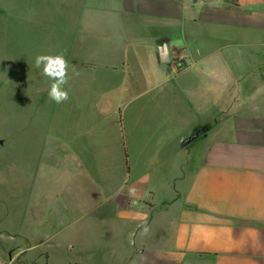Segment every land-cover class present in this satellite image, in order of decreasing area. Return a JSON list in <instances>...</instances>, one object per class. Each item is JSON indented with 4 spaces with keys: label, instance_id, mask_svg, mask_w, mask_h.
I'll use <instances>...</instances> for the list:
<instances>
[{
    "label": "crops",
    "instance_id": "0c3cea01",
    "mask_svg": "<svg viewBox=\"0 0 264 264\" xmlns=\"http://www.w3.org/2000/svg\"><path fill=\"white\" fill-rule=\"evenodd\" d=\"M20 2L4 3L15 40L63 54L73 119L88 122L84 139L52 119L23 131L19 215L0 217V239L47 264H264V0ZM176 54L191 65L175 72ZM21 73L24 103L26 80L45 79L62 105L47 76Z\"/></svg>",
    "mask_w": 264,
    "mask_h": 264
},
{
    "label": "rangeland",
    "instance_id": "374dc122",
    "mask_svg": "<svg viewBox=\"0 0 264 264\" xmlns=\"http://www.w3.org/2000/svg\"><path fill=\"white\" fill-rule=\"evenodd\" d=\"M5 1L0 0V217L8 218L11 216L15 219V216L18 218L17 216L19 215L21 200L20 171L22 161L19 155V142L23 131L28 137H31L38 131H43L44 123L52 119L54 122L53 132L57 136L68 141L75 130L76 133L80 134L78 137L84 139L85 125L88 120L79 119L80 121H78L75 118L73 119L76 113L70 110L69 97L63 101L62 105H55L51 101H46L44 98L45 93L41 89L45 79L26 80L25 93L27 94L24 103L21 91V72L25 71L27 75H30V73L35 74L38 71L42 73V66L41 68L35 66V59L37 57L35 54L36 48L21 47L17 41L18 39L15 40L16 37L13 36V33L9 29V26H11L9 25V18L4 11V8H6L4 7ZM15 2L16 4L14 0H9V4L14 9L21 5L20 0H16ZM42 50L44 51L45 49L43 48ZM43 104L45 105V110L41 107ZM23 107L24 110L22 109ZM24 121L25 125L22 128L21 125H23ZM106 131L108 140L115 139L112 126H109ZM98 133L100 134V132ZM95 137L92 139V142L99 143L102 146L105 144V138L100 137V135H95ZM107 146L110 160L113 163L116 161L121 162L119 160L122 156L120 144L113 141ZM103 147L105 148V146ZM93 160H84L83 163L86 166L90 164L92 166L98 162L97 159ZM35 162L33 160L28 161V163ZM117 169L119 170V167ZM19 241L18 239H12L11 241L5 240L3 242L0 239V243H7L8 245L6 246L12 248L9 251V256L5 257L12 264H47L49 256L39 255L34 251L30 252L31 249L24 251L26 245Z\"/></svg>",
    "mask_w": 264,
    "mask_h": 264
},
{
    "label": "clouds",
    "instance_id": "9594fccd",
    "mask_svg": "<svg viewBox=\"0 0 264 264\" xmlns=\"http://www.w3.org/2000/svg\"><path fill=\"white\" fill-rule=\"evenodd\" d=\"M35 66L37 68L42 66V74L53 81L49 90L50 99L56 103L67 100L68 92L63 89V85L67 83L68 62L63 54L38 55ZM144 231L147 232V228Z\"/></svg>",
    "mask_w": 264,
    "mask_h": 264
},
{
    "label": "built area",
    "instance_id": "2783aa9c",
    "mask_svg": "<svg viewBox=\"0 0 264 264\" xmlns=\"http://www.w3.org/2000/svg\"><path fill=\"white\" fill-rule=\"evenodd\" d=\"M170 67L174 69L175 72L186 69L191 65V60L185 54H176L169 60Z\"/></svg>",
    "mask_w": 264,
    "mask_h": 264
},
{
    "label": "water",
    "instance_id": "95a60500",
    "mask_svg": "<svg viewBox=\"0 0 264 264\" xmlns=\"http://www.w3.org/2000/svg\"><path fill=\"white\" fill-rule=\"evenodd\" d=\"M188 1H189V3H195L196 2V0H188ZM159 56H160L161 63H163V64L168 63V53L165 50V48H162L159 51ZM167 72H169V69H167ZM197 137H199L198 134L192 133V135L190 137H188L187 139H185L182 142V146H186L187 144H189L190 142L195 140Z\"/></svg>",
    "mask_w": 264,
    "mask_h": 264
},
{
    "label": "trees",
    "instance_id": "16d2710c",
    "mask_svg": "<svg viewBox=\"0 0 264 264\" xmlns=\"http://www.w3.org/2000/svg\"><path fill=\"white\" fill-rule=\"evenodd\" d=\"M203 132V129H196L193 133L195 134H198V136H200ZM123 148H124V156H125V164H126V168H127V160H126V149H125V142H124V139H123Z\"/></svg>",
    "mask_w": 264,
    "mask_h": 264
}]
</instances>
